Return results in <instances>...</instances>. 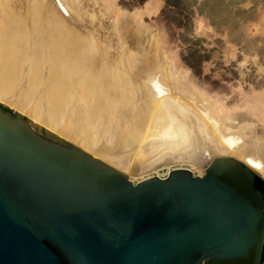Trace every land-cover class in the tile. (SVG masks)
Here are the masks:
<instances>
[{"label":"water","instance_id":"1","mask_svg":"<svg viewBox=\"0 0 264 264\" xmlns=\"http://www.w3.org/2000/svg\"><path fill=\"white\" fill-rule=\"evenodd\" d=\"M161 145L102 161L0 108V264H259V163L211 135L216 108L155 85ZM247 187L249 198L222 180Z\"/></svg>","mask_w":264,"mask_h":264},{"label":"rangeland","instance_id":"2","mask_svg":"<svg viewBox=\"0 0 264 264\" xmlns=\"http://www.w3.org/2000/svg\"><path fill=\"white\" fill-rule=\"evenodd\" d=\"M37 16L40 17L37 18ZM42 17L43 20H41ZM26 21L28 22L27 26ZM22 23H25V25H22ZM37 23L41 24L39 30L44 26L43 24H46L45 26L50 29L44 27L46 29L42 28V31L48 32L50 30L53 32L46 33L47 36L44 34L43 39L42 33L45 32L38 30L39 24L37 25ZM2 25L8 28H3ZM13 25L18 27L13 29ZM21 25L23 28L28 27L25 28L26 32L31 28L27 32V34H32L28 35L29 42L26 40L25 43L18 44L21 51L15 50L16 46L12 49L7 47L9 51L5 46V50H2L0 44V55L2 51V55H7L9 52L8 55L11 58L16 53L21 54L20 52L29 46L30 61H33L32 55L34 60L38 61L36 56L41 51L42 62L46 60L44 64L42 62L41 64L47 66L54 59L76 57V60H82L86 55H92L91 53H94L93 56L96 58L98 54L95 50L98 48L97 45L106 46L110 54H116V50L122 48L128 51L133 47H139V50H145L146 62L155 75H159L163 71L173 72L172 75L178 77L183 86L191 88L208 105L211 103L210 106L217 109L218 115H224L225 113L226 115L235 114L240 116L248 120L255 130L264 134V0H0V36L3 35V31L7 30L9 32L10 30L9 34H12L10 36L15 37H11L12 39L8 40V43L15 44L14 41L17 40L15 38H18L17 35H19V29L17 28L22 27ZM60 27L61 29L64 27V29L61 31ZM12 29L15 30L16 34L11 32ZM32 29L39 31V36ZM58 30L57 35L56 31ZM54 34L60 37L58 39L56 36L52 37L51 35ZM136 37H140V42L141 40L143 42L139 44L140 42L135 39ZM2 38L3 36L0 37L1 40ZM54 38L57 40H55L56 43L53 41ZM116 38L119 40H116ZM47 40L50 41L46 42ZM76 40L77 43H74ZM135 40L139 46H137ZM95 41L97 45H95ZM45 42L49 44L46 45ZM38 43L46 47H41ZM10 45L12 44L10 43ZM72 45L73 47H71ZM62 46H67L66 50ZM44 50H46L45 54ZM151 60H154L155 64ZM62 68L66 69V65H62ZM62 68L59 67L57 71L62 72ZM114 69V67H111L110 71L114 73ZM46 70L47 74L38 76L37 73V78L33 79L37 81L42 77V81L47 82V80L55 77L52 69L51 72H48V69ZM32 73L33 76H36L35 72ZM88 73L91 77L93 76L92 71ZM49 75L50 77L54 76L49 79ZM66 80L68 81L69 78ZM138 82L140 86L134 88L135 93H141L140 98L150 97L151 101L156 100V97L151 94V85L144 80ZM147 85L148 87H146ZM26 92H22L24 96L21 94V97H24L23 100L27 97L25 102L29 101L28 103L31 104L32 99L30 98L32 97L28 92L25 94ZM166 93L169 94L168 91ZM101 94H97L95 101L101 106L103 104V107L100 106L101 109H108L107 112H110L113 116L121 113L120 103L115 104L114 98H110L107 94L105 96V93L101 97ZM101 99L106 101L104 102ZM130 100V94H121L119 101L126 104ZM154 100L152 104L154 103L153 106L157 107V100ZM107 105H110V108ZM28 106H25L26 109H28ZM158 106L160 105L158 104ZM21 110L18 109L17 111L26 115L23 112L24 110ZM96 124L98 123L95 121L93 125ZM44 127L46 128V126ZM47 130L49 132L51 130L52 134L57 133L53 129L48 128ZM57 135L59 140L67 143V140L64 137L62 138L61 134ZM58 145L60 144L58 143Z\"/></svg>","mask_w":264,"mask_h":264},{"label":"bare ground","instance_id":"3","mask_svg":"<svg viewBox=\"0 0 264 264\" xmlns=\"http://www.w3.org/2000/svg\"><path fill=\"white\" fill-rule=\"evenodd\" d=\"M39 17L40 16H37V18ZM3 19L5 20V18ZM41 20H43V17ZM27 24L28 22L26 23V26ZM38 24L39 23H37V25ZM22 25H25V23H22ZM34 25L36 24L34 23ZM43 25L44 26L40 28L41 30H39L41 24L38 25L39 31H42V28L44 27H48L45 26L46 24ZM14 27H18V26L13 25V29ZM35 27L37 28V26ZM25 28H23V26L17 28L19 29V35H17L18 38H15L17 39L14 41L15 44L10 42L13 45V47L12 45H10V43H8L9 42L8 40H11L12 39L11 37L14 38L15 36H10L11 34V33L9 34L10 30L8 32L5 29H4L5 31H3L2 29L3 35L1 34V36H3V38L2 40L0 39L2 50H5V46L6 48L9 47L10 49L16 46L15 50L21 51V49L19 50L18 48L19 46L18 44L20 43L21 45L23 44L22 42L25 43V41L28 40L29 37L28 35H32L30 32H29L30 34H27V32L30 31L31 28L28 29L27 32ZM13 29L11 32L15 31ZM62 29H64V27ZM39 31H35L37 32L36 34H38ZM44 32L45 33H42L43 39L45 37L44 34L53 31L48 30V32L46 31ZM58 32L59 30L56 31L57 35ZM14 34L16 33L14 32ZM57 35L54 34L51 36L52 37L56 36V38L58 39L60 36L57 37ZM49 39L52 40L51 38ZM119 39L116 38V40ZM135 39L140 42V37L138 38L136 37ZM50 40H47L46 42ZM55 40L56 39L54 38L53 40L54 43H56L57 41ZM62 42L64 43V41ZM141 42H143V40H141ZM141 42L139 44H141ZM51 43L53 42L51 41ZM74 43H77V40ZM34 44L36 46L35 42ZM139 44L137 46H139ZM73 45L71 47H73ZM95 45H97L96 41H95ZM97 46L98 48L95 49L98 52L96 58H94L95 56H93L94 53H91L92 55L89 56L88 54L82 60H76V57H71L68 59L67 58L56 59V60L54 59L50 63V65L47 66L41 64L42 62L41 60L42 58L40 56L41 51H39L36 56V58H38V61L36 59L34 60L33 55H32L33 61H30L31 56H29L28 53L30 51L29 46L27 47V49L29 48V50L25 48L26 51L23 50L22 52H20L21 54L16 53L15 56L12 55L13 57L11 58H9L10 57L8 55L10 54L9 52L7 55L6 54L2 55L3 53L2 51L0 55V61H1L0 62V108L2 107L4 110L12 113L17 118L19 117L20 119L26 120L27 127L34 135H36L39 138L42 139L47 138V140L50 139L51 142L57 145L59 143L62 147L68 149H73L74 143L82 138V149L86 153H88L93 157L101 159L102 161H113V160H120L131 154L148 149L149 146L164 144L170 136V130L166 122L163 110L161 106H158L159 103L157 102V107L153 106L154 104V103L152 104V101L154 100L153 98L152 101L150 97L140 98L139 96L141 93L140 94L135 93L134 88L140 86L138 85L139 80H144L151 85V89H152L151 94L154 97H156L154 95L155 85L165 83V90L166 92L168 91L169 94H173L171 96L174 95L188 96L190 99L202 101L205 105H208L199 95H197V93L195 94V92L191 88H188L187 86H183L179 81L180 79L178 80V77L172 75L173 72L168 73L167 71H163L159 75H155L153 72H151V70L149 69V65L145 59L146 58V55L144 54L145 50L143 51V50H139L138 49L139 47H135V48L133 47L131 50L128 49V51L127 50L125 51V49L122 48L121 50L120 49H118V51L116 50L115 52L116 54L114 53L110 54L107 51L106 46L103 47L100 45ZM62 47H64L65 49L67 46L66 47L62 46ZM7 50L9 51L8 48ZM11 51L13 52L14 50ZM45 52L46 50H44V54ZM46 57L47 55L45 56V58ZM44 62L42 63L44 64ZM152 62L155 64L154 60ZM82 64L84 65V67L86 66L85 69L89 71L85 70ZM62 65H66V69L62 68ZM59 67L62 68V72L57 71ZM111 67L115 68L114 73L110 71ZM46 69H48V72H51L52 69L53 73H55V77L50 79L54 75H52L51 77L49 75L48 78L50 80H47L48 79L47 77L45 78L47 82L45 80L42 81V77L40 78V80L38 79L37 81H35L36 79H33L35 77L37 78V73L38 76L44 75L47 71ZM91 71L93 72L92 77L88 73ZM32 72H35L36 76H33ZM87 73L88 76L86 77ZM67 78H69L68 81L66 80ZM146 87H148V85ZM30 88L31 90H29ZM26 91L29 93V95H31L30 97H32L30 98L32 99V103L30 102L31 104L28 103L29 101L25 102L27 97L25 98V100H23L24 93L22 92H26ZM27 92L25 94H27ZM101 92L105 93V96L108 95L110 98L111 97L114 98V101H116L115 104L120 103L119 107H121L122 109L121 113L118 112L119 114L117 116H113L110 112H107L109 111L108 109H101V107H103V104L101 106L97 102L95 103L98 96L97 94L98 93L101 94ZM21 94L23 95L22 96L23 98L21 97ZM121 94L124 95L130 94L131 100L126 104L121 103V101H119L121 98ZM103 99L101 100L104 101ZM132 103L135 104L133 105ZM127 104L129 105L126 106ZM210 104L208 106H210ZM27 105H29L28 109H26ZM109 106L108 108H110ZM21 108H23L22 110H24L23 112L26 115H23L22 112L20 113L17 111L18 109L21 110ZM102 110L103 112H101ZM95 121L98 124L93 125L95 124ZM43 125L46 126V128ZM48 128L53 129L54 132H57L55 133L56 135L61 134L62 138L64 137V139L67 140L66 142L68 144L63 143V141L59 140L58 135L56 136L55 134H52L51 130L49 132L47 130ZM210 134L219 137L222 146L225 145L227 148L236 151L239 166L243 164L245 161L259 163L260 178L264 186V134L255 130L253 125L249 123L248 120H245L240 116H236L235 114L226 115L225 113L224 115H218V122L212 127ZM259 262H260L259 264H264V240H263V247Z\"/></svg>","mask_w":264,"mask_h":264},{"label":"flooded vegetation","instance_id":"4","mask_svg":"<svg viewBox=\"0 0 264 264\" xmlns=\"http://www.w3.org/2000/svg\"><path fill=\"white\" fill-rule=\"evenodd\" d=\"M222 180H224V181L227 182L228 184L234 186V187L237 189V191L240 192V193H241V190H243V191H244V195H245L246 197L249 198V193H248V189H247V187H245V186H243V185H237V184H235L232 180L227 179V178H222ZM241 194H242V193H241ZM211 261H217V260H210V261H208L207 264H209Z\"/></svg>","mask_w":264,"mask_h":264},{"label":"trees","instance_id":"5","mask_svg":"<svg viewBox=\"0 0 264 264\" xmlns=\"http://www.w3.org/2000/svg\"><path fill=\"white\" fill-rule=\"evenodd\" d=\"M244 195V191L241 190ZM209 264H245V260H234V261H211Z\"/></svg>","mask_w":264,"mask_h":264}]
</instances>
